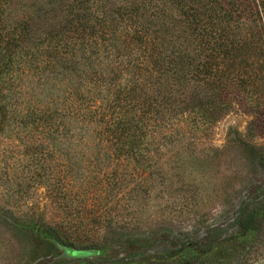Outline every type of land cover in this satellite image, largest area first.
<instances>
[{"label": "trees", "instance_id": "16d2710c", "mask_svg": "<svg viewBox=\"0 0 264 264\" xmlns=\"http://www.w3.org/2000/svg\"><path fill=\"white\" fill-rule=\"evenodd\" d=\"M238 105L250 135L264 124V0H0V221L97 250H62L60 264H251L264 194L207 246L171 234L166 251L100 250L109 234L148 243L125 227L158 144L202 136ZM40 187L55 218L31 201Z\"/></svg>", "mask_w": 264, "mask_h": 264}, {"label": "rangeland", "instance_id": "374dc122", "mask_svg": "<svg viewBox=\"0 0 264 264\" xmlns=\"http://www.w3.org/2000/svg\"><path fill=\"white\" fill-rule=\"evenodd\" d=\"M250 119L244 105L234 106L202 136L160 142L146 178L151 188L138 192V201L132 204L134 217L125 227L130 236L145 237L148 243L143 247L116 244L109 234L101 255L126 258L144 249L166 251L170 246L162 239L171 234L201 238L207 246L213 238L235 233L239 216L264 194V167L259 162L264 124L260 121L248 135ZM44 193L43 187L38 188L31 201L44 205L47 217L55 218L54 210L45 206ZM16 209L25 211L26 206ZM244 243L251 251L248 262L264 264V225L258 238L252 233ZM54 244L46 247L19 224L0 221V264H60L57 256L62 250Z\"/></svg>", "mask_w": 264, "mask_h": 264}, {"label": "water", "instance_id": "95a60500", "mask_svg": "<svg viewBox=\"0 0 264 264\" xmlns=\"http://www.w3.org/2000/svg\"><path fill=\"white\" fill-rule=\"evenodd\" d=\"M59 248L61 250H63L65 256H69V257L73 256L72 251H74V250H77V251H87V252H90L91 254H94V255L97 254V250L86 249V248H83V249H73V248H67L64 245H60V244H59Z\"/></svg>", "mask_w": 264, "mask_h": 264}]
</instances>
